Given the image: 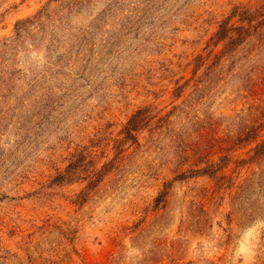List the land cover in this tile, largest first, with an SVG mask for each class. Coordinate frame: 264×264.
<instances>
[{
  "label": "rangeland",
  "instance_id": "1",
  "mask_svg": "<svg viewBox=\"0 0 264 264\" xmlns=\"http://www.w3.org/2000/svg\"><path fill=\"white\" fill-rule=\"evenodd\" d=\"M0 264H264V0H0Z\"/></svg>",
  "mask_w": 264,
  "mask_h": 264
},
{
  "label": "trees",
  "instance_id": "2",
  "mask_svg": "<svg viewBox=\"0 0 264 264\" xmlns=\"http://www.w3.org/2000/svg\"><path fill=\"white\" fill-rule=\"evenodd\" d=\"M254 14L249 12L248 10L244 9V10H241L239 13H238V17H239V22H240V25H230L229 27H225L223 23V26L221 25V29L219 30V37L218 38H223L224 36H226V34L231 30V31H235V38L237 37H242L243 36V32H245L251 25L248 23H250V19H253L254 18ZM248 22V23H245ZM245 23V25H244ZM233 38V39H235ZM135 117L133 116L131 118V120H129V122L127 123V126H126V129L127 131L130 133L134 127L136 126V121L134 120Z\"/></svg>",
  "mask_w": 264,
  "mask_h": 264
}]
</instances>
